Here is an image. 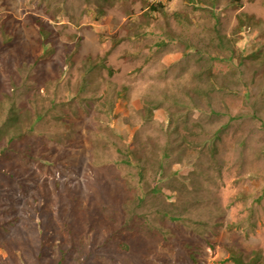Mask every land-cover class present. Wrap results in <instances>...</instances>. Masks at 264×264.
<instances>
[{"label": "rangeland", "instance_id": "rangeland-1", "mask_svg": "<svg viewBox=\"0 0 264 264\" xmlns=\"http://www.w3.org/2000/svg\"><path fill=\"white\" fill-rule=\"evenodd\" d=\"M162 1L163 13H153L145 24L141 0H0V17L7 15L3 24L11 37L0 47L1 55L14 58L19 51L36 91L44 97L56 91L57 99L69 100L70 111L61 117L79 125L74 149L61 155L59 145L53 149L52 140L46 143L47 158L61 155L59 169L42 168L38 174L48 176V223L69 245L58 214L67 217L69 227L70 217H78L71 223L74 241L87 238L81 254H74L79 264H151L152 246L143 257L134 247L117 253L112 244L104 245L109 222L88 223L98 209L106 217L117 208L115 219L121 220L118 206L127 191L121 188L124 173L103 163L91 166L93 148L99 155L108 153L105 145H92L91 135H105L100 126L111 125L130 145L139 147L148 136L166 144L161 130L169 125L168 143L185 147L178 154L182 163L173 159L172 169L187 173V166L199 162L195 172L201 189L193 193V204L175 200L190 217L171 227L174 238L190 243L195 260L159 247L166 256L161 264H232L227 247L251 256L258 252L264 262V0ZM28 14L40 17L56 37L52 52L43 54L38 47L39 34ZM116 37L122 38L118 44ZM3 39L0 33V44ZM150 106L156 108L147 118ZM212 141L215 149L209 147ZM0 183V261L37 264L40 235L33 221L19 220L25 197L13 204L8 196L13 191L21 197L24 191L7 178L0 177ZM101 186L116 191L110 196ZM111 197L114 205L107 201Z\"/></svg>", "mask_w": 264, "mask_h": 264}, {"label": "trees", "instance_id": "trees-1", "mask_svg": "<svg viewBox=\"0 0 264 264\" xmlns=\"http://www.w3.org/2000/svg\"><path fill=\"white\" fill-rule=\"evenodd\" d=\"M141 1L147 8L140 17L143 18L142 23H149V20L154 18L153 13H163L164 4L162 0L152 3H150L151 0ZM5 17H7L6 14L0 17V33L4 38L0 47L10 42L11 39L5 32L3 24ZM27 18L29 24L39 34L37 43L38 47L43 50V54L52 52L53 49L49 46L56 40L52 31L45 27L40 17L28 14ZM237 29L240 31V23H238ZM113 40L114 44H118L122 38L116 37ZM43 54L40 51L37 59L40 60ZM64 62L66 66L70 65L69 56L65 57ZM98 65L104 66L103 61L100 60ZM209 79L210 83L214 85L212 75L209 76ZM37 88V85L29 80V69L25 66V61L19 56V51L15 53L14 58L9 55H1L0 52V177L7 178L12 184L24 191L21 197L15 195L13 191H8L11 192L8 196L13 204L22 200L23 196L25 197L23 204L26 208L20 212L19 220L20 224L25 225H28L29 221H33V227L37 229L40 235L36 243L37 264H69V261L70 264H79L80 259L78 257L74 259V254L77 256L81 254L85 245L84 241L87 238L81 239L77 243L74 241L71 223L76 221L78 217H70L69 227V223L66 222L67 217L64 218L62 213L58 214L59 219L64 221L63 226L66 234L70 237V244L67 245L65 239L60 235L61 233H57L53 226L48 223L51 216L50 211L45 209L48 201L46 188L48 176H38L42 168L52 169V171L59 169L61 155L77 147L73 140H76V143L77 139L80 141L79 129H77L79 125H70L66 119L61 117L70 111L69 100L63 97L57 99L56 91L53 95L48 92L47 96L44 97L39 91H36ZM83 89L84 86L79 87L76 96L80 97L79 93H82ZM31 90L34 92L30 95ZM192 98L195 100L194 97ZM154 108L152 106L146 108L147 118ZM168 114L171 113L168 111ZM47 122H49L48 125H39V123L46 124ZM102 126L105 135H101L100 132H92V145L98 146L101 143L106 146L108 153L106 155V150H103L102 155H99L96 152L97 149L93 148L90 164L95 166L103 163L104 166L124 173L120 180L121 188L127 190L126 199L118 206L121 209V220L116 221L115 219L117 208L113 209L114 211L110 216L100 217L98 206V215L91 218L88 215V223L91 221V226H93L94 224L101 225L104 220L109 222L102 223L110 231L104 245L112 244L117 253L134 247L143 257L144 251L152 246L154 257L151 264L166 262V256L158 250L159 247L164 252L168 250L175 254L178 253L180 258L184 256L181 253H186L195 260L192 249L189 247L190 243L184 244L174 238L171 227H180V224H183L190 217L186 209L179 208L175 204V200L186 199L185 202L191 204L195 202L196 197L193 193L201 189L200 181H197V172H195L200 163L193 162L187 166L191 169L187 173L172 169L173 159L177 160L178 164L182 163L178 154L185 147L182 148L183 144L180 142L172 145L170 142L168 143L171 132L169 125L166 128L164 126L161 130V136L165 138L166 144L159 142L160 137L156 141V139L148 136L146 141L140 143L139 147L127 143L123 135L118 134L116 136L111 125H101L100 127ZM165 136H168V141ZM36 138L39 140L45 138L47 141L36 144L34 140ZM57 138L70 141L59 143ZM50 140L54 142L52 143L53 149H56L58 145L61 147V155L47 158L49 150H47L46 143ZM209 147L216 148L214 141L210 143ZM109 150H112L115 155L111 156ZM25 165L31 166L32 170L24 167ZM54 189H58L56 181H54ZM102 190L110 193V196L116 191V189L111 188L108 191L104 187ZM184 192L186 194L182 195ZM112 198L115 199L111 197L107 201L114 205ZM44 211L47 216H44ZM84 212L88 214V210ZM80 214L78 213L79 216ZM16 220L18 219L16 218ZM101 231H105V229H101ZM226 249L229 254L228 260L232 264H264L258 252L251 256L243 250L235 249V247H227ZM84 260L86 261V259ZM0 264L5 263L0 261Z\"/></svg>", "mask_w": 264, "mask_h": 264}]
</instances>
